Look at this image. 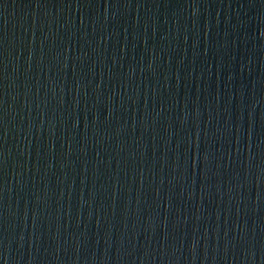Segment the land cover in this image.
<instances>
[{"label":"water","instance_id":"1","mask_svg":"<svg viewBox=\"0 0 264 264\" xmlns=\"http://www.w3.org/2000/svg\"><path fill=\"white\" fill-rule=\"evenodd\" d=\"M0 264H264V0H0Z\"/></svg>","mask_w":264,"mask_h":264}]
</instances>
